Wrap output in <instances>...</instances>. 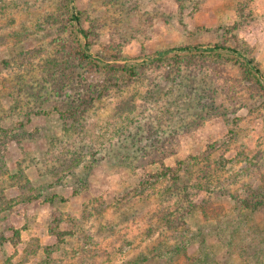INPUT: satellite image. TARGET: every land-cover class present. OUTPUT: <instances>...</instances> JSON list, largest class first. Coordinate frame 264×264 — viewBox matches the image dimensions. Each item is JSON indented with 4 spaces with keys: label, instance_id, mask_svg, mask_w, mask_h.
Segmentation results:
<instances>
[{
    "label": "rangeland",
    "instance_id": "rangeland-1",
    "mask_svg": "<svg viewBox=\"0 0 264 264\" xmlns=\"http://www.w3.org/2000/svg\"><path fill=\"white\" fill-rule=\"evenodd\" d=\"M71 5L92 56L147 65L83 112L86 86L103 74L68 56L64 2L0 0V264H189L205 250L209 264H246L232 244L245 224L264 234V99L213 85L207 66L169 50L221 43L237 23L238 45L264 73V0ZM69 108L72 126L60 115ZM163 147L164 164L181 165L176 183L150 182L160 165L146 155Z\"/></svg>",
    "mask_w": 264,
    "mask_h": 264
},
{
    "label": "trees",
    "instance_id": "trees-1",
    "mask_svg": "<svg viewBox=\"0 0 264 264\" xmlns=\"http://www.w3.org/2000/svg\"><path fill=\"white\" fill-rule=\"evenodd\" d=\"M62 1L66 6L65 16H67L68 26L70 28V39L64 43L68 49V56L77 60L80 64L87 65L89 70L97 71L103 74V80L101 83L95 86H90V84L86 86L87 93H85L79 100L77 108L79 107L83 110V112H85L92 106L95 100L99 99L102 95H105L110 88L120 87L121 85H131L132 82L140 77V68L141 66L147 65V62H142L140 65L135 63H124L120 65L116 62L117 60H121L122 57L115 54L112 56V59L116 61L112 64H105V62H103L99 57L92 56L89 53L92 45L90 34L89 30L84 29L82 14L76 10L75 12L71 11V9L74 10L71 4L72 2H75V0ZM243 8L244 6L239 7L240 12H243ZM237 28V23H234L231 27H224L223 42L208 45L204 49L202 46H193L177 47L175 49H170L169 51H185V53L183 52L179 55H173V58H178L179 60L186 58L198 59L202 67L205 66L206 68L207 66L209 68V75L213 78V85H217V83H219L220 86L225 84L228 87L229 84L233 83V86L240 91L239 93L244 92L246 94V98H251L252 95H256L259 96V98L264 99V73L259 69L258 64L252 58L247 56L245 49L238 45V40L232 33L233 30H236ZM228 37L230 40L234 41V46L228 47L226 45L225 40H227ZM169 51L167 50L163 52V56L161 57L163 58L164 56H167ZM164 59L166 58L164 57ZM226 67L228 69L231 67L235 68L239 72L240 78L233 79V77H229L227 75L228 69ZM91 88H93V90H91ZM242 95L243 94H241V96ZM33 96L35 97L36 94L33 93L32 97ZM189 97L190 93H185L182 96L184 99H188ZM77 108H69L67 109V112L60 113L63 120H67L71 126L77 124L78 122ZM169 109L170 108L167 109L168 112ZM31 114H38V111H28V113L24 115V121L16 123L17 128H23L25 124L30 121ZM168 154H170L169 150H166V148L163 147V151L156 150L154 153L146 155L147 158L150 157L151 161L149 162L159 163L160 165L159 172H157L156 175L151 176V183L155 182V180L161 176L171 180L173 183L178 181L179 168H181V165L176 169L166 166L164 164V160ZM203 186L204 189L208 188L207 185ZM200 187V183L194 182L192 190H198ZM245 205L248 207L249 203L245 202ZM202 208H206L205 205ZM158 227H160V225H158ZM154 228H156V225H154ZM242 229H244V233L242 238L240 237L241 241L238 243H236V240L233 241V249L240 256V258L246 261V264H256L259 260L264 258V234L258 233L255 235L256 233L254 234L253 231H251V228H248L247 224L243 227L239 226L235 228L234 231L239 234ZM153 230L154 229H152V231ZM49 232L56 238V240H62L63 232L59 230V218L57 216L52 217V222L49 225ZM206 258H208L207 250L204 252V257H194L191 261H189V264H209V260Z\"/></svg>",
    "mask_w": 264,
    "mask_h": 264
}]
</instances>
